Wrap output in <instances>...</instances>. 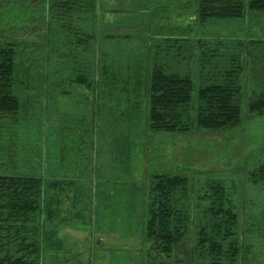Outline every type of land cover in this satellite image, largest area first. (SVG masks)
<instances>
[{"label":"trees","instance_id":"16d2710c","mask_svg":"<svg viewBox=\"0 0 264 264\" xmlns=\"http://www.w3.org/2000/svg\"><path fill=\"white\" fill-rule=\"evenodd\" d=\"M52 1L47 12L63 36L66 50L62 53L68 63L49 73V84L67 93V84L89 85L91 65L95 64L87 51L93 40L121 35V30L115 29L119 22L110 19L115 9L106 8L103 0ZM194 2L202 25L238 21L246 11L264 12V0ZM21 7L24 23L17 29L26 34L42 30L46 12L40 14L39 2L26 0ZM14 27L5 25L0 17V32L15 31ZM154 28L160 36L156 41L148 38L151 68L146 125L150 131L238 126L245 80L252 82L253 91L246 109L264 115L263 38H206L187 35L191 31L186 28L175 35L163 34L160 24ZM147 31L151 32L148 26ZM18 44L16 39L0 43V264H41L44 248H60L52 226L58 217L55 214L60 213L59 192L67 187L63 182L68 181L69 187L91 172L90 133L67 119L43 128L31 121L18 88ZM247 44L250 62L246 63L243 51ZM254 48L258 52L253 56ZM105 68L102 65V73L107 75ZM47 150V172L43 173V151ZM252 176L264 182V164ZM116 178L98 187V219L107 224L123 219L132 231L141 223L148 246L143 264H253L249 253L257 244L242 239L238 213L222 182L204 183L193 195L185 175L154 173L143 188V200L129 179ZM194 196L198 204L204 202L198 212L192 208ZM259 238L264 245V229Z\"/></svg>","mask_w":264,"mask_h":264},{"label":"rangeland","instance_id":"374dc122","mask_svg":"<svg viewBox=\"0 0 264 264\" xmlns=\"http://www.w3.org/2000/svg\"><path fill=\"white\" fill-rule=\"evenodd\" d=\"M25 1L0 0L2 22L15 26V31L0 32V43L19 40L18 88L31 121L43 128L67 119L90 133L91 172L86 178L75 179L69 187L68 181L63 182L67 187L59 192L60 213L55 214L58 217L52 226L60 248H44L41 264H143L148 246L141 223L132 231L123 219L114 224L99 221L97 192L107 179L123 176L145 200L143 188H147L154 173L185 175L193 195L204 183L222 182L238 213L242 239L257 244L249 253L253 264L263 263L264 245L259 236L264 229V182L255 181L252 175L264 164V115L246 109L253 94L252 82L244 81L241 123L228 129L152 132L146 125V101L151 68L148 38L156 41L160 36L154 27L162 25L163 34H181L186 28L191 31L187 35L206 38L264 39V12L246 11L238 21L202 25L196 17L194 0H103L106 8L115 9L110 19L119 22L115 29L121 30V35L93 40L87 51L95 64L91 65L89 85L67 84V93H62L49 84V73L57 65L68 63L62 53L66 50L63 36L47 12L51 0H33L39 2L40 14L46 12L43 29L35 34L17 29L24 23L21 4ZM246 47L250 46L244 48V61L250 62ZM252 52L254 56L258 48ZM102 65L107 75L102 73ZM43 153L41 171L45 173L48 150ZM192 202L196 212L204 205L198 204L195 196Z\"/></svg>","mask_w":264,"mask_h":264}]
</instances>
